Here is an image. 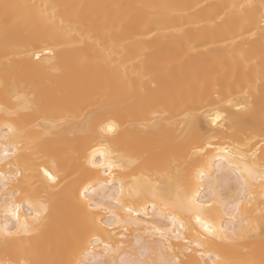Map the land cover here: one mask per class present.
I'll return each mask as SVG.
<instances>
[{
	"label": "bare ground",
	"instance_id": "1",
	"mask_svg": "<svg viewBox=\"0 0 264 264\" xmlns=\"http://www.w3.org/2000/svg\"><path fill=\"white\" fill-rule=\"evenodd\" d=\"M235 2L238 0H0V105L15 110L13 116L0 113V126L8 120L25 130L29 139L38 141L36 147L56 156L64 177L59 191L47 189L43 184L25 188L32 196L47 197L51 202L49 223L40 235L10 239L7 250L0 236V260H7L16 249L27 246L39 249L41 259L49 258L50 247L63 250L56 258L87 259L81 256L84 241L94 234L106 239L112 231L103 228L97 231L85 222L77 198L84 184L101 178L86 164L84 156V142L96 138L98 121L93 119L88 129L77 120L74 127L45 135L35 125L38 118L43 119L50 113L43 107L40 112L26 108L25 100L17 101L13 97L11 85L15 83L20 95L31 97L35 93L37 98H47L70 87H91L92 91L77 105L76 112L84 116L102 108L106 117L115 120L118 130L108 135L116 151L170 172L174 170L173 164L183 166L184 176L191 177L202 158H189L191 144L198 142L199 133H190L185 125V109L201 105L212 107L209 101L215 100L217 95H227L229 91L238 95L239 87L243 86L251 97L247 114L251 124L247 126L258 132L264 125V33L259 24L264 0H247L255 6L248 21H230L227 17L219 20L218 6ZM5 3L19 6L7 19L2 9ZM42 3L69 6L61 9L64 16L79 17L82 25L96 37L115 43L122 52L117 59L128 66V83L114 85L112 70L97 64L93 57L81 63V57L88 51L87 45L75 47L71 38L47 31L37 10L31 7ZM164 5L174 7L170 11L161 7ZM249 27L254 36L247 32ZM234 32H243L235 43L229 39ZM46 44L56 47L63 71L49 72L43 70L42 65L40 71H32L36 65L26 60H13V65L20 63L23 68L4 67L5 53L11 52L13 45L39 52L46 51ZM241 53L244 61L240 59ZM22 81L31 83L22 87ZM158 108L167 111V118L162 120L160 128L145 131L140 126L142 121ZM82 127L88 130L81 131ZM204 129L209 135L215 134L219 141L241 135V129L233 130V126L227 124L225 131L210 128L205 121ZM27 147L26 140L24 148ZM31 155L21 151L22 168ZM145 166L141 164L136 171ZM254 196L251 206L248 201L241 204L240 215L258 221L264 214L259 181ZM227 223L225 219V226ZM113 239L118 242V238ZM237 243L246 246L250 250L248 254L255 259L261 258L264 240ZM216 247L224 256L239 252L236 244L228 240L218 242Z\"/></svg>",
	"mask_w": 264,
	"mask_h": 264
},
{
	"label": "snow or ice",
	"instance_id": "2",
	"mask_svg": "<svg viewBox=\"0 0 264 264\" xmlns=\"http://www.w3.org/2000/svg\"><path fill=\"white\" fill-rule=\"evenodd\" d=\"M18 5L3 4L7 19ZM44 28L54 34L71 38L75 47L88 51L81 57L87 63L89 57L97 64L106 66L114 74V85L127 84L128 66L118 56L121 50L115 43L109 44L91 33L79 17H66L61 13L67 5L42 3L32 5ZM82 7V6H81ZM170 11L174 6H161ZM219 20L248 21L254 5L247 0L218 6ZM260 30L264 33V5L259 17ZM247 32L255 35L252 28ZM243 32L233 33L229 38L235 43ZM46 51L39 52L28 47L13 45L5 53L4 67L23 68L13 65V60L32 61V71L61 72L58 52L53 45H44ZM240 59L245 60L240 54ZM135 75V73H132ZM30 81H22L21 86ZM13 97L25 100L26 108L40 112L43 107L50 115L38 118L36 129L45 135L74 127L80 120L91 127L93 119L98 121L96 138L85 140V162L101 178L84 184L77 193L83 210V219L97 231L111 229L106 239L91 235L81 249L87 259L68 260L56 258L62 254L60 248H48L47 259H41V251L31 246L18 248L0 264H264V247L261 258L249 255V249L238 241L251 243L264 240V214L258 221L240 215V206L245 201L255 200L256 182H260L261 199H264V125L257 132L248 118L250 100L248 91L239 87V94L229 91L209 101L214 105H201L185 109L183 120L190 133H199L198 142H193L190 157H201L202 163L191 177L184 176V167L173 164V171L148 166L146 161L116 151L108 134L118 130V124L104 115L99 108L84 116L76 112L77 105L92 91L91 87H70L47 98L22 96L11 85ZM0 113L15 115V110L0 105ZM168 113L155 109L141 123L145 131L161 127ZM209 127L233 130L241 129L239 137L219 141L215 134L209 135ZM247 126V127H246ZM82 127L81 131H86ZM191 140V136L188 137ZM27 140L28 147L24 148ZM38 141L29 139L25 130L5 120L0 126V236L7 250L10 239L37 236L49 223L50 204L47 197H34L25 188L43 184L45 188L59 191L62 187L59 162L54 154H47L36 147ZM25 150L32 155L20 164V153ZM185 162V166H186ZM141 164H145L138 172ZM155 173V175H153ZM183 177V178H182ZM225 219L227 226H225ZM239 229V231H237ZM118 238V242L113 239ZM228 240L239 249L224 256L216 247L220 241ZM243 253V254H240ZM102 256L103 259H98ZM192 257H195L193 259Z\"/></svg>",
	"mask_w": 264,
	"mask_h": 264
}]
</instances>
